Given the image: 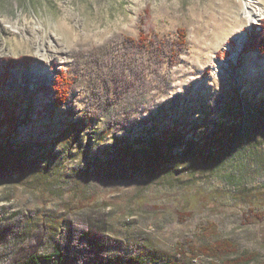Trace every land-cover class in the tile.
I'll return each instance as SVG.
<instances>
[{
  "label": "rangeland",
  "instance_id": "1",
  "mask_svg": "<svg viewBox=\"0 0 264 264\" xmlns=\"http://www.w3.org/2000/svg\"><path fill=\"white\" fill-rule=\"evenodd\" d=\"M250 1L253 25L246 0H0V264L57 249L63 264H264ZM60 73L74 86L56 112ZM154 119L184 136L156 165L119 142L147 141Z\"/></svg>",
  "mask_w": 264,
  "mask_h": 264
},
{
  "label": "trees",
  "instance_id": "2",
  "mask_svg": "<svg viewBox=\"0 0 264 264\" xmlns=\"http://www.w3.org/2000/svg\"><path fill=\"white\" fill-rule=\"evenodd\" d=\"M251 37L249 38L250 45L253 49V51H256L260 53L261 55H264V20L261 23L260 30H256L255 28L251 31ZM186 32L181 31L179 34L180 40L179 44L186 45ZM32 64V60L30 58H23L19 60H11L5 63L4 67L1 68L2 74L1 79L7 80L9 77L10 70L14 68H18L20 66H30ZM74 82L65 74L60 73L58 77L56 78L54 85H53V94H54V101L53 105L55 107L56 112L61 111L65 106L68 105L69 102V94L71 88H73ZM240 98V104L247 105L246 101L248 102V96L247 94H238ZM243 98V99H242ZM228 110V109H227ZM244 116V111H241ZM256 112L261 113L264 115V108L256 110ZM179 113V112H177ZM180 120L182 117L179 118ZM174 120V119H173ZM154 124L151 126V128L146 129V136L148 138L147 141L141 138L134 139V141H129L126 136L121 138L120 145L122 152H128V153H138L141 155L142 159L146 160L148 163L153 165H156L157 163H160V158H165L168 153H166L165 147L169 143V141H172L175 145H177L179 142L182 141L184 138L183 131L180 130H174L172 131V137H169V130L168 129H160V125L157 123L156 119H154ZM192 124L195 126L198 125L197 120L193 119ZM175 123V122H174ZM216 124V123H215ZM73 126V125H72ZM71 126H68L70 128ZM218 127V128H217ZM214 128H217L216 131H220L216 133V137L218 138L219 135H222V131L229 132V128L226 130V126H221L220 123L216 124ZM245 128V123H242L239 125V129H237V133H243ZM215 131V132H216ZM213 133H210V136L213 137ZM206 135V134H205ZM151 136V137H150ZM207 137H209L207 135ZM171 138V139H170ZM188 144V145H187ZM187 148L192 149H198L200 146L197 147V144L195 142H191L190 144L187 143ZM190 145V146H189ZM153 169V167H152ZM43 262H46L48 264H63V255L62 252L57 249L54 253L48 254V255H39V256H30L26 258L24 261L16 263V264H43ZM238 261H230L227 264H236ZM250 262H248L249 264ZM97 264V263H96ZM98 264H141L139 262L138 258L130 259L129 261H108ZM167 264H169L167 262Z\"/></svg>",
  "mask_w": 264,
  "mask_h": 264
},
{
  "label": "bare ground",
  "instance_id": "3",
  "mask_svg": "<svg viewBox=\"0 0 264 264\" xmlns=\"http://www.w3.org/2000/svg\"><path fill=\"white\" fill-rule=\"evenodd\" d=\"M250 0H246L245 4V18L247 19V22L251 25L255 24L257 21L261 20L260 18L263 16L259 11L254 10L250 7ZM251 27V26H250ZM247 32H245V35H240L237 38V43L241 45L245 42V39L247 38ZM246 37V38H245Z\"/></svg>",
  "mask_w": 264,
  "mask_h": 264
},
{
  "label": "water",
  "instance_id": "4",
  "mask_svg": "<svg viewBox=\"0 0 264 264\" xmlns=\"http://www.w3.org/2000/svg\"><path fill=\"white\" fill-rule=\"evenodd\" d=\"M247 35V34H246Z\"/></svg>",
  "mask_w": 264,
  "mask_h": 264
}]
</instances>
